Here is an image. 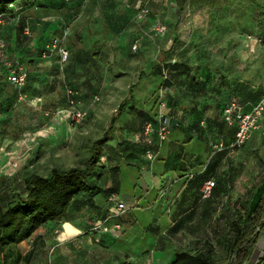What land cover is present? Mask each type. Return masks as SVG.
I'll use <instances>...</instances> for the list:
<instances>
[{
  "label": "crops",
  "instance_id": "1",
  "mask_svg": "<svg viewBox=\"0 0 264 264\" xmlns=\"http://www.w3.org/2000/svg\"><path fill=\"white\" fill-rule=\"evenodd\" d=\"M44 1L45 3L41 6L25 5L19 11L20 16L11 18L10 21L14 22L15 20L16 24L12 30L15 44L9 45V42H6L4 47L0 46V59L9 56V46H11L10 55L12 58H15L25 68H29L27 62L31 60L29 64L32 73H48L49 79H51V73H53L51 61L55 62L56 56L44 57L40 55V49L51 36L67 37L66 28L69 29L68 34L71 36V26H68V20L72 25L83 18L86 20L85 32L79 44L89 48L90 54L94 56V61L96 60L95 66L92 68L93 73L87 75V78L92 79L93 84L98 81H94L93 78H99V84L102 83L103 86L105 84L107 88L114 85L117 90L123 93L119 105L111 115L109 126L120 105L123 102L128 104L120 115L121 121L118 123L123 124L124 129L119 135L115 134L117 122L114 123V136L107 142V154L103 159L105 165L102 168L103 187L117 186V190L113 193L119 200L125 202L127 209L121 213H115V203L109 200L106 193H98L96 201L102 207V212L86 214L92 218L90 221L94 225L92 228H97L93 234L97 236V239H103L101 241L106 244V239L108 241L110 237L123 235L124 224L130 221L129 201L131 198L120 193L122 165L125 164L137 173L138 182L142 181L146 193L152 188L151 182L159 184L161 193L158 198L162 200L161 205L164 209L163 214L166 216V225L153 228L157 233V248L166 250L168 247H176V249L193 247L201 236L211 237L214 241L216 220L218 217H227L226 210L229 205L227 200L233 196L232 191L236 187L235 183L232 186L229 185L228 192L227 184L221 192V185H219L218 191L211 198L203 199L198 181L187 179V176L182 175L183 171L180 166L174 167L171 160L174 158L175 152L180 154L178 150L181 146V150L190 154L192 158L199 157L202 161H208L216 152L213 142L217 138L222 137L226 141H230L234 137V126L236 125L226 121L224 108L231 99L236 98L244 105L245 109H249L252 104L250 102L258 100L264 92V43L257 37H247V32L243 29L241 30L244 34L241 37H227V6L216 8L215 15L219 17L218 21L213 24L209 36L196 38L193 36L190 14L187 13L186 16L179 19L178 12H175L176 6L173 1L169 0H73L68 9L64 7L66 11L60 8V4H58L60 0ZM145 4L150 8L152 5L155 11L145 19H135L134 14L137 8ZM156 17L161 18L168 25L163 37H156L153 34L152 25ZM6 21L0 22V29H6ZM20 24L23 26L22 31ZM256 26L259 29L262 28ZM62 28L64 29L63 33L62 31L59 34L54 32V30ZM175 35H177L176 40L173 38ZM73 41L74 38L71 37L70 46L75 44ZM136 41L138 48L133 49V44ZM228 46L229 50L227 51ZM232 56L234 59H231ZM139 57L146 58V61L145 59L138 61ZM174 59H177L179 64L176 65L172 75L173 84L170 87L169 101L164 111L171 113L180 123V127L169 133L160 147L157 157L150 162L140 148L146 138L141 132V121L137 118L135 109H144L156 115L157 108L154 104L152 106L146 101L149 95H153V97L156 96L157 102L158 90L162 81L161 75L154 72L153 65L160 60ZM115 62H118L119 66L114 68L111 64ZM138 62L144 66L135 71L134 69L137 67L135 64ZM105 63L110 67L107 72ZM62 69L63 66L61 71ZM3 74L0 70V77ZM4 79L6 78L2 80ZM149 83L151 84L149 85ZM102 85L99 89L102 88ZM59 86L64 92L68 84L60 83ZM95 87L97 86L95 85ZM99 89L93 88L94 93L102 96L103 91ZM79 92L83 93L80 90ZM37 98L41 97L37 96ZM100 100L93 102L99 103ZM245 101L248 102L245 103ZM82 105L79 108L86 111L84 119H88L90 107L85 106L84 102ZM131 105H134V108H131ZM58 114L60 121L61 117L68 116L65 109H60ZM263 120L264 115L262 124ZM203 122L207 123V130L199 134L196 127ZM57 123L62 124L59 121ZM262 128L263 126L255 130L253 137L258 136L260 131L264 132ZM36 137L38 144L42 137L38 132ZM253 137L252 141L255 140ZM111 139H114V143L110 141ZM262 140L264 143V137ZM123 143L128 144L127 149H122ZM189 143L194 144L190 150L187 148ZM248 143L235 155L226 152L219 156L221 165H219L217 173L220 178L225 179L227 168L235 165L241 167V172L235 182L240 178L244 165L241 160L234 159H240L246 155L245 148ZM250 143L252 142L250 141ZM227 158H231L233 161L228 167ZM203 167L201 166V170ZM199 168L200 166L195 165V169ZM2 173L6 172H4L3 166H0V175ZM244 200L237 199L230 206L237 208ZM104 213L107 216L102 218ZM78 218L66 221L74 225L78 229L77 232L81 231L87 222L82 220V217H80L81 221L77 220ZM115 224H120V229H115ZM95 225L98 226L95 227ZM48 226L51 225L43 226V228L47 229ZM103 226H108L110 229L105 231ZM200 231L203 234H199ZM47 232L38 229L35 235L46 236ZM20 243L18 247L23 253H26L29 248L23 249L19 246ZM121 253H117L119 258L124 257L121 256ZM127 255L125 254V256Z\"/></svg>",
  "mask_w": 264,
  "mask_h": 264
},
{
  "label": "trees",
  "instance_id": "2",
  "mask_svg": "<svg viewBox=\"0 0 264 264\" xmlns=\"http://www.w3.org/2000/svg\"><path fill=\"white\" fill-rule=\"evenodd\" d=\"M72 1L73 0H60L58 4H60V8H63V10L66 11L64 7H67L68 9L71 3H73ZM169 1H173L174 6H176L175 12H178L179 19L186 16L187 13L190 14V20L192 22L194 32L193 36L200 38L208 37L213 24L218 21L217 18L219 16L215 15L216 8L227 6L226 16H229L232 12L233 5L237 0ZM246 1L249 3L247 10L238 11V9H236L237 16L244 15L241 29L247 32V37L261 38V42L264 43V0ZM44 3V0H0V15H3L6 21L17 17L19 15V11L22 10L25 5L41 6ZM150 14L152 13L150 12ZM232 18L227 19V24L233 21ZM67 23L70 25L71 21L68 20ZM256 25L262 28L259 29ZM20 26V30L22 31L23 26L21 24ZM52 37H55V35L46 40L45 44L40 49V55L44 57H58L59 65H56L57 68H62L64 64H71L73 61H81L82 64L88 63V68H94L96 60L94 61L93 54H90V49L85 46L77 47L75 44H71V46L67 44L69 57L66 61H61V55L58 51H47L45 47L46 43ZM173 38L176 40L177 35ZM82 50H86L87 52V56L85 58L86 61L79 59L81 58L79 52ZM228 50L229 46L227 47V51ZM6 57L14 63L17 62L16 59L12 58L10 55H7ZM231 59H234V57L232 56ZM30 61L31 60L28 62ZM178 64V60L174 59L160 60L153 65L154 72L156 74H160L162 77L159 90L161 88L166 89L165 101L167 105L169 101L168 97L170 96L169 90L173 84L172 75L176 69V65ZM26 69L28 71L26 82H31V86L34 83H38L35 86H39V84L42 83L44 85L42 87L43 89L49 84L48 73H32L30 68ZM0 70L5 74V76L3 74L2 77L6 78L4 80H0L1 115L2 113H6L8 110L14 108L20 93L23 94L22 90L25 91V88H17L7 79L6 73L8 72V68L6 66L0 64ZM93 79L94 81L100 80L95 77ZM86 85L88 87H94L95 84L92 83V79L88 78L86 80ZM69 88L77 90L78 93L75 95L69 94ZM64 91L66 93L65 99L68 106H70V100L72 97H75L77 100V107L80 103H82L84 98L77 87L68 85ZM34 92L39 95L41 90L39 88H35ZM247 102L248 101H245V103ZM127 105V102H123L117 113H115L112 117V124L106 128L104 134L91 140L90 152L83 161L82 165L72 166L70 168H62L57 165L52 166L47 174L38 172L30 165H24L21 168L23 179V186L21 188L17 186L14 174L2 173L0 175V264H30L37 253V246L39 242L43 239L41 234L35 235L36 231L40 227L52 225L53 228L58 223L78 218L82 216L83 213L88 214L93 212H102V207L96 201L97 194L104 192L109 197L117 190V186L108 188L103 187L104 174L102 172V168L105 165L103 162L104 155L107 154L106 145L108 140L114 136V123L121 121L120 115ZM130 107L134 108V105H131ZM135 111L137 118L141 121V132L142 124L146 119H152L155 121L156 115H153L144 109H135ZM167 115L171 118V131L180 127V123L174 116H172L171 113H167ZM120 127L124 129L123 124H120ZM196 130L199 134L202 132L204 133L207 130V123L203 122L201 125L199 124V126L196 127ZM5 132L1 131L0 128V150L2 149L5 151L6 155L9 157L8 147L6 146L13 143L12 141L20 139L21 136L16 134L9 137V139H6L7 136L5 135ZM235 132L236 126H234V136ZM220 139L224 140L226 143L229 142V140L226 141L222 137L217 138L214 142ZM232 139H230V141ZM127 145L128 144L123 143L122 149H127ZM146 145L147 143L145 139L144 143H142V147L139 146L143 153L145 152ZM245 145L241 149H243ZM154 147H156V144ZM213 148L217 153L215 152L214 156L208 161H202L199 157L192 158L190 154L181 150V146L179 148L180 150H178L180 154L175 152L173 156L174 158L171 160V164L174 167L180 166V169L183 171L182 175L187 176V179L198 181L200 185V194L204 181L209 177L215 178L216 184L212 195L208 198H203L201 194V198L203 199L211 198L214 193L218 191L217 188L219 185H221V192L223 191V187L227 184L228 192L229 185L232 186V184L235 183L237 176L241 172V167L237 165L231 166L230 164H232L233 161H231V158H227V167L228 165L231 167L227 168V177L225 179L220 178L219 173H217L219 165H221V158H219V156L226 152L227 154L235 155L241 149L231 152L229 148L221 150L215 149L214 146ZM195 165L200 166V168L195 169ZM0 166L3 165L0 163ZM201 166H204L202 170ZM109 175L111 176V174ZM230 210H232V215L229 218L227 230L222 233H216L214 241L211 237L204 238L201 236L200 239L195 242L196 244H194L193 247L178 248L169 264H264V250L255 262L251 261V256L257 247L260 235L264 232V175L259 183L254 184L249 189V197L244 200L239 207L233 209L230 208ZM106 216L107 214L104 213L102 218H105ZM95 232L96 231H93L91 233ZM92 235L97 242L103 244L101 239H97V236L94 234ZM33 236L34 238L31 248L26 253H23L18 247V244L24 240H30ZM218 247L222 250H218ZM225 256L227 257L226 262L219 263L220 259ZM127 258H119V261L116 264H135L132 261H128ZM45 264H50V261H46Z\"/></svg>",
  "mask_w": 264,
  "mask_h": 264
},
{
  "label": "rangeland",
  "instance_id": "3",
  "mask_svg": "<svg viewBox=\"0 0 264 264\" xmlns=\"http://www.w3.org/2000/svg\"><path fill=\"white\" fill-rule=\"evenodd\" d=\"M248 7L249 3L246 0H237L233 5L231 14L227 16V19L233 17V21L227 24V36L238 38L244 34L241 30L244 15L237 16L236 9H238V11H244L245 9L247 10ZM153 11L155 10L151 5V12ZM10 20L11 19L6 21V29H0V40H4L5 43L9 42V45H14L15 39L13 38L12 30L16 27V24L15 20L14 22ZM85 21L86 20L82 18L72 25L68 24L69 27L71 26V36L68 34V28H66L67 31H65L67 33L65 41L68 45H70L72 37L74 38L73 43H75L77 47L84 46L79 44V42L80 39H82V35L84 36ZM61 31L63 33L64 29L54 30L57 34L61 33ZM9 48L11 51V46H9ZM10 51L9 55L11 54ZM79 55H81V58H79L80 60L86 61V50L79 52ZM137 59L138 61H143V59L146 61V58L139 57ZM54 61L55 62L51 61V71L53 73H51V79L48 80L49 84L42 89L44 86L42 83H40L39 86H35L38 83H34L31 86V82L27 81L22 86L25 88V91L22 90L23 98L18 99L17 105H15L14 108L0 115V128L1 131L4 132L6 129V139L16 134L21 136L20 139L12 141L13 143L6 146L8 147L9 157L6 155L5 151L2 149L0 150V163L3 165L4 172L14 174L16 184L20 188L23 186L21 168L24 165H30L42 174H47L52 166L56 165L62 168L82 165L90 152L91 140L104 134L106 128L109 126L111 115L114 113L123 96V93L117 90L116 86L112 85L107 88L105 84L104 86L102 83L99 84V81L95 84L97 87H95V85L94 87H88L86 85V80L88 79L87 75L93 73L92 69L88 68V63L82 64L81 61H73L71 64H64L61 71V68H57L56 66L59 65L58 57H56ZM108 65L109 64L105 63L106 72L110 70ZM111 65L114 68L119 66L118 62ZM27 66L30 68L31 65L29 62H27ZM135 66L137 67L134 70L138 71L144 65L138 62ZM2 79L3 77H0V80ZM60 83L73 85L83 92L82 95L84 99L78 107H82L83 102L85 106L90 107L88 119H83L78 123H72L66 115L61 117V121L59 120L60 118L57 116L59 115V110L69 108L65 99L66 93L65 91L63 92L62 88L59 86ZM150 84L151 83H149V85ZM101 85L102 88L99 89ZM35 88L41 90L39 95L34 92ZM93 88L103 91L99 103L93 102L95 95ZM105 90L106 92H104ZM37 96L41 98L38 99ZM146 101L152 106L154 104L158 111L159 106H156V103L158 104V102H156V96L153 97V95H149ZM57 121L62 124L57 123ZM116 124L115 134L119 135L122 128L118 122ZM262 126V130L264 131V120L263 124H261V127ZM37 132L40 137H42L38 144L36 140ZM258 134V136L256 135L253 137L254 133H252L247 141V143H249L245 148L246 155L240 157V159H234L241 160L244 167L242 175L235 182L236 187L232 191L233 196H230L227 200L229 204L226 210L227 217H218L216 220V233H222L227 230L228 221L232 215V210H230V208H234V206L230 205L237 199H247L251 185L258 183L263 176L264 143L262 139L264 137V132L260 131ZM252 137L255 140L252 141ZM110 141L114 143V139ZM250 141L252 143H250ZM111 142H109V144H111ZM193 146L194 144L189 143L187 148L190 150ZM122 168V185L120 193L131 198L129 201L130 221L124 224L123 235L119 237L114 236L113 238L110 237L108 241L106 239V244L110 243L109 245L97 242L92 235L93 233H91L97 230V228H92L94 227L93 223L90 222L92 218L83 213L80 217L87 222L84 228L79 232H77L78 229L74 225L69 224V222H60L53 228L52 225L48 226V232L46 228H39V230L42 229V231L47 232V234L46 236L42 235L43 239L39 242L37 253L30 264H45L46 261H50V264H116L119 261L117 253L120 252L124 253H121V256H124L123 258L128 257L127 260L135 264H169L177 249L176 247H168L166 250L157 248V233L153 230L154 227L166 225V216L163 214L164 209L161 205L162 200L158 198V195L161 193L158 186L159 184L151 182L150 180L152 188L146 193L142 186V181L139 180L138 182L137 173L133 172V169L128 165L123 164ZM80 217L77 220L81 221ZM64 223L65 231L63 232ZM67 225L71 226L73 229L71 232L68 231ZM201 230L203 231V229ZM202 231H200L199 234H203ZM32 241L33 237L30 240L22 241L19 246L23 249H30ZM218 250L222 249L218 247ZM263 250L264 232L260 235L257 248H255L251 256V261L255 262L262 254ZM125 254L128 255L125 256ZM226 258V256L221 258L219 263L226 262Z\"/></svg>",
  "mask_w": 264,
  "mask_h": 264
},
{
  "label": "built area",
  "instance_id": "4",
  "mask_svg": "<svg viewBox=\"0 0 264 264\" xmlns=\"http://www.w3.org/2000/svg\"><path fill=\"white\" fill-rule=\"evenodd\" d=\"M70 1V0H66ZM172 2V1H170ZM151 8L149 5L145 4L141 7L137 8L134 18L137 20L145 19L150 15ZM5 21L3 15H0V22ZM167 25L163 22V20L157 17L152 25V31L154 36L163 37L166 33ZM260 41L261 38H258ZM6 45L4 40H0V46L4 47ZM47 51H58L61 55V61H66L69 57V49L67 47V43L65 41V36H55L52 37L46 43ZM138 48V42L136 41L133 44V49ZM0 64L6 66L8 68V72L6 73L7 79L17 88H21L28 77L27 69L18 62H12L8 60L6 57H2L0 59ZM69 94L75 95L78 93L77 90L69 88ZM165 88H161L159 90L158 97V106L159 109L155 116V121L152 119H146L142 124V133L146 138V149L144 152L145 157L150 161H154L157 157V153L162 146L165 139L168 137L171 131V118L164 111L166 104L165 101ZM20 98H23V94L20 93ZM101 96L96 93L94 95L93 100L99 101ZM1 103V97H0ZM77 100L75 97H72L70 100L69 108L65 109L68 113V117L70 121L78 123L85 118L86 111L78 108ZM264 115V93L260 96V98L250 105L249 109H245L244 105L236 98L231 99L227 106L224 108V117L229 124L236 125V132L234 138L226 143L224 140L220 139L213 143V146L217 150H221L224 148H229L231 152L237 151L241 149L249 140L252 133L255 130L261 128L262 118ZM156 144V147L154 145ZM216 184L215 178L209 177L207 178L201 187V194L203 198H208L212 195L214 186ZM109 200L115 203V213H121L127 209L125 202L118 199L115 193H112L109 196ZM98 225H95L97 227ZM120 224H115V229H120ZM110 228L108 226H103V230L107 231Z\"/></svg>",
  "mask_w": 264,
  "mask_h": 264
},
{
  "label": "bare ground",
  "instance_id": "5",
  "mask_svg": "<svg viewBox=\"0 0 264 264\" xmlns=\"http://www.w3.org/2000/svg\"><path fill=\"white\" fill-rule=\"evenodd\" d=\"M67 229H68V231H72L73 229L71 228V226H69V225H67Z\"/></svg>",
  "mask_w": 264,
  "mask_h": 264
}]
</instances>
